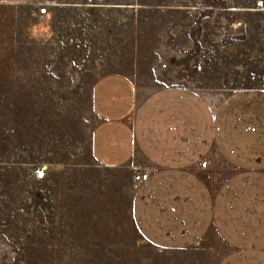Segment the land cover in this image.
<instances>
[{"label": "rangeland", "instance_id": "rangeland-1", "mask_svg": "<svg viewBox=\"0 0 264 264\" xmlns=\"http://www.w3.org/2000/svg\"><path fill=\"white\" fill-rule=\"evenodd\" d=\"M107 73L214 104L264 91V0H0V264H207L205 245L148 244L132 173L92 160L90 87Z\"/></svg>", "mask_w": 264, "mask_h": 264}, {"label": "crops", "instance_id": "crops-1", "mask_svg": "<svg viewBox=\"0 0 264 264\" xmlns=\"http://www.w3.org/2000/svg\"><path fill=\"white\" fill-rule=\"evenodd\" d=\"M89 100L92 160L148 172L130 206L148 244L163 252L205 245L207 264H264V91L214 104L186 86L146 91L107 73Z\"/></svg>", "mask_w": 264, "mask_h": 264}, {"label": "built area", "instance_id": "built-area-1", "mask_svg": "<svg viewBox=\"0 0 264 264\" xmlns=\"http://www.w3.org/2000/svg\"><path fill=\"white\" fill-rule=\"evenodd\" d=\"M48 13V6L43 4L41 6H37L35 10V16L37 19H42L44 18ZM241 22L237 21L236 25H240ZM206 160H202L200 163L201 167L206 166ZM148 177V172L145 169L141 168H135L132 172V180L133 182L137 185L138 183L146 180Z\"/></svg>", "mask_w": 264, "mask_h": 264}]
</instances>
